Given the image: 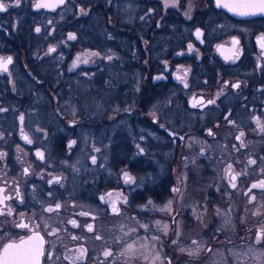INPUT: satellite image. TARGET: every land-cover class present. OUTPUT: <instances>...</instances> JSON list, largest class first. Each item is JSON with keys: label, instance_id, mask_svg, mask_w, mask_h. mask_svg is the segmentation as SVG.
Returning <instances> with one entry per match:
<instances>
[{"label": "flooded vegetation", "instance_id": "obj_1", "mask_svg": "<svg viewBox=\"0 0 264 264\" xmlns=\"http://www.w3.org/2000/svg\"><path fill=\"white\" fill-rule=\"evenodd\" d=\"M223 2L234 0H0V252L38 234L39 264H138L133 222H121L143 201L127 189L137 162L124 173L121 164L136 156L141 119L157 144L179 147V165L187 148L210 159L195 194L209 196L211 211L223 196L241 204L235 222L218 228L215 216L204 227L221 239L218 251L179 258L264 264V14ZM91 33L128 54L99 52L92 79L103 115L92 120L73 106L89 89L78 84L91 78ZM100 141L111 143L110 158ZM152 189L180 193L182 182ZM186 228L200 240V222L184 224L183 236Z\"/></svg>", "mask_w": 264, "mask_h": 264}, {"label": "rangeland", "instance_id": "obj_2", "mask_svg": "<svg viewBox=\"0 0 264 264\" xmlns=\"http://www.w3.org/2000/svg\"><path fill=\"white\" fill-rule=\"evenodd\" d=\"M88 38L91 50L90 58H92L89 61V69L84 73L89 75V77L91 76V78H88L90 79L88 82L79 83L78 85H87L89 89L85 88L83 94L85 101L83 100V104H74L73 106L78 108L84 106L85 115L92 120L91 118H100L103 115V111H99V108L103 107L102 102L99 96H96L98 91H100L97 85V78L95 80L92 79L101 73L98 65L99 52L108 55L115 52L117 56H121L122 58L128 54L126 49L120 53V51L116 52L108 47V45H102L100 41L101 35L98 33H91ZM156 48L158 47L155 46V54L159 56ZM97 50L99 51L97 52ZM75 91L79 92L74 89L73 94H75ZM73 94L72 96H74ZM154 102L158 103L157 107L162 105V100L160 99H155ZM173 117H177V115L173 114ZM149 131L150 126H146L145 121L139 119L135 130L136 136L139 137L136 142L137 148H134L136 156L132 154L133 159L132 157L131 159L125 158L123 160L126 161H123L121 164V171L124 173L126 170L129 171L130 161L137 162V168L136 170L134 168V172L132 173L135 184L127 186V189L128 192H132L133 199L135 198V194H138V198H143V201L134 199L132 211L136 215H132L130 210L127 211L125 209L121 216V222H133L129 223L126 229H134L135 232L136 241L131 248L134 249L137 255V263L215 264L212 254H208V259H205V262L198 263L188 258L183 261L184 259L179 258V253L180 256L183 252L192 253L191 255L193 256H199L209 245H212L214 247L213 249H217L218 251L220 247L218 248L217 246H219L221 239H217L214 233L210 236L209 233L204 232V227L208 222H213L215 216H218L217 218L220 222L218 228H222L225 222H235V218L237 217L236 209H240L241 204L236 196H225L226 198L223 196V201L217 205L216 211H211L208 208L210 204L206 202L209 196H202L200 198L198 194H195V191L205 187L206 183L204 178L200 182L199 175L202 177L208 173L211 167V161H208L210 159L203 158L198 152H194L193 148H187V153L184 154L187 157H184L182 163L179 165V147L176 145L162 144L160 141L161 145L159 143L157 144L158 141H153L149 136ZM130 134L131 130L128 128L127 130H122L119 136L124 138ZM140 136H143V139H140ZM153 137L158 138L156 135H153ZM91 143L92 141H90V147ZM95 144H97V141ZM99 145L103 149V153L101 154L102 160L108 157L110 158L109 150L111 143L109 141H100ZM125 149L123 143L122 153L125 152ZM200 149L202 154V151H208L210 147L202 146ZM119 150L120 144L118 143L116 152ZM199 159H201V162ZM98 167L99 164L91 165L89 163L90 171L97 170ZM180 180L182 182V191L180 193L176 192L175 194H171L166 192L164 195L161 191L157 194L151 192L153 190L152 188L164 189L167 184L169 186H178ZM206 182L210 183V180ZM174 217L175 228L173 231L172 219ZM188 222H200L201 228H203L200 240L198 239L197 242L193 241L194 237H197L196 233L190 235L192 232L191 228H186V236H183V225ZM193 229L197 230V228ZM125 233L129 234L130 232L122 231V234ZM216 264H219V262Z\"/></svg>", "mask_w": 264, "mask_h": 264}, {"label": "snow or ice", "instance_id": "obj_3", "mask_svg": "<svg viewBox=\"0 0 264 264\" xmlns=\"http://www.w3.org/2000/svg\"><path fill=\"white\" fill-rule=\"evenodd\" d=\"M41 6L48 7L50 5H37V7ZM223 6L229 7L232 11L238 12L240 15H251L257 12L264 13V0H234L233 3ZM5 7V5L0 4V9ZM37 31H39V29H37ZM9 62H11L10 57L4 63L6 64ZM73 66L75 67L76 65L74 64ZM212 102L213 101H209V103ZM56 207L59 208L60 206L57 205ZM48 210L52 211V209ZM19 226L27 227V225L24 224ZM261 238H264V231L261 233ZM43 243V238L37 234L29 237L28 241H21L20 244H8L2 252H0V264H39V257L44 251ZM131 247L132 245H129V248ZM189 254L191 255L192 253ZM105 255H110V253L106 252Z\"/></svg>", "mask_w": 264, "mask_h": 264}, {"label": "water", "instance_id": "obj_4", "mask_svg": "<svg viewBox=\"0 0 264 264\" xmlns=\"http://www.w3.org/2000/svg\"><path fill=\"white\" fill-rule=\"evenodd\" d=\"M231 3H233V2H223L222 4L223 5H225V4H231ZM229 11H232L229 7H226ZM232 12H235V11H232ZM235 13H237V14H239L238 12H235ZM255 14H264V13H259V12H257V13H255ZM252 15V14H251ZM17 244H20V243H17Z\"/></svg>", "mask_w": 264, "mask_h": 264}]
</instances>
